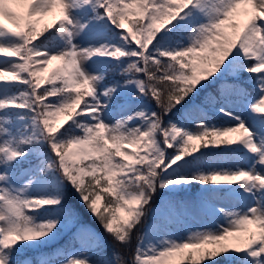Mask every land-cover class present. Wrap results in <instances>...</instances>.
Masks as SVG:
<instances>
[{"label": "snow or ice", "instance_id": "snow-or-ice-1", "mask_svg": "<svg viewBox=\"0 0 264 264\" xmlns=\"http://www.w3.org/2000/svg\"><path fill=\"white\" fill-rule=\"evenodd\" d=\"M0 66V264H264V0H0Z\"/></svg>", "mask_w": 264, "mask_h": 264}, {"label": "rangeland", "instance_id": "rangeland-1", "mask_svg": "<svg viewBox=\"0 0 264 264\" xmlns=\"http://www.w3.org/2000/svg\"><path fill=\"white\" fill-rule=\"evenodd\" d=\"M49 19H51V18H49ZM0 67H2V66H0ZM150 106L151 107H154L153 105H150ZM234 110L237 111V112H240L242 115H245V116L247 115V109H246V107H245V105H244L243 102L238 103L237 105H235L234 106ZM223 123H225V120H224ZM219 124H221V123H219ZM198 190H199V186L198 185H195V189H193V186H192L191 188H189L187 190H184L182 192H179V193L175 194V198L180 199V200H184V201H187V202L191 203L193 197L198 193ZM157 203H159V195H157L155 197V202H154V204L151 205V207H155ZM220 203H221L222 206H224L226 208H232V207L239 208L240 207L239 204H234L232 202L221 201ZM77 216H78V219H79V222L80 223H82V224H84V225H86V226L91 227L92 229H94L89 223H87L86 221L83 220V217L81 215H79L77 213ZM219 222L220 223H223V220L220 219ZM208 224H209V221L206 218H204V217H202L200 215H197V214H194L191 217H189V219L187 221V225L189 227L193 228V229L200 228V227L206 226ZM97 233H99V232H97ZM177 234L178 235L184 234V229L183 228H180L178 230ZM69 235H70V233L67 230H62L60 232V234L57 236V238L53 242H51L49 245L42 246L39 249H36L34 251L33 250H27L25 252V255L32 256V257H36L40 253H43L42 252V249L43 248H45V247L46 248L51 247V246L57 244L62 238L66 237V236H69ZM99 235L101 237H103V240L105 241V237L102 236L101 233H99ZM21 258L19 256L17 257V259H21Z\"/></svg>", "mask_w": 264, "mask_h": 264}, {"label": "trees", "instance_id": "trees-1", "mask_svg": "<svg viewBox=\"0 0 264 264\" xmlns=\"http://www.w3.org/2000/svg\"><path fill=\"white\" fill-rule=\"evenodd\" d=\"M116 79H120V77L117 76ZM245 87L248 88V91L250 94L254 93L255 90L251 87L250 84H245ZM213 119H214V122H216V123H221L224 121V118H222L220 116H214ZM193 189H195V185H193ZM154 202H155V197L153 198L152 204ZM68 203H70L75 208L76 213L81 215L83 217L84 221L90 223L93 227H95L99 232H101L104 235L105 244H106V247L104 249V255L111 258L112 253L114 251H118V252L123 254L125 260H127L130 257L131 252H132V248L136 242V234H134V236H133V245L129 246L128 248H124V247L120 246L119 244H117L115 241H113L112 237L103 231V229L101 228L99 223L96 221V219L90 214V212L85 208V206L81 202L78 201L76 194L74 192H72L70 189H69V193H68ZM142 230H143V225L139 229H137V233L142 231ZM69 243H70L69 237H67V238L63 239L58 245L50 247V248H46L42 252L43 253H49L52 251L53 248H57L60 246H66V245H69Z\"/></svg>", "mask_w": 264, "mask_h": 264}]
</instances>
